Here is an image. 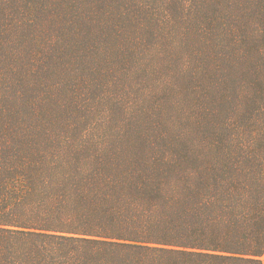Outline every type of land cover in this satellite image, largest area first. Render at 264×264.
Listing matches in <instances>:
<instances>
[{
  "label": "trees",
  "instance_id": "1",
  "mask_svg": "<svg viewBox=\"0 0 264 264\" xmlns=\"http://www.w3.org/2000/svg\"><path fill=\"white\" fill-rule=\"evenodd\" d=\"M0 264H264V0H0Z\"/></svg>",
  "mask_w": 264,
  "mask_h": 264
}]
</instances>
